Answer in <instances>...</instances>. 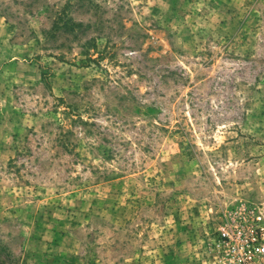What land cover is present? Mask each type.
Instances as JSON below:
<instances>
[{
  "label": "rangeland",
  "instance_id": "rangeland-1",
  "mask_svg": "<svg viewBox=\"0 0 264 264\" xmlns=\"http://www.w3.org/2000/svg\"><path fill=\"white\" fill-rule=\"evenodd\" d=\"M264 215V0H0V264H216Z\"/></svg>",
  "mask_w": 264,
  "mask_h": 264
},
{
  "label": "built area",
  "instance_id": "built-area-1",
  "mask_svg": "<svg viewBox=\"0 0 264 264\" xmlns=\"http://www.w3.org/2000/svg\"><path fill=\"white\" fill-rule=\"evenodd\" d=\"M217 229L213 260L216 264H264V215L253 219L244 207L231 212Z\"/></svg>",
  "mask_w": 264,
  "mask_h": 264
}]
</instances>
